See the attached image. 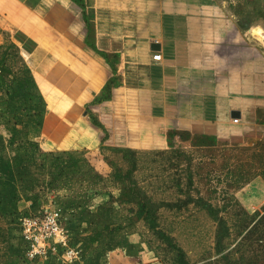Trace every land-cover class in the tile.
Instances as JSON below:
<instances>
[{
	"label": "rangeland",
	"instance_id": "obj_1",
	"mask_svg": "<svg viewBox=\"0 0 264 264\" xmlns=\"http://www.w3.org/2000/svg\"><path fill=\"white\" fill-rule=\"evenodd\" d=\"M218 1L264 49V0ZM11 55L0 51V264H26L18 220L43 206L59 209L73 264H264V116L243 141L58 152L40 139L42 96Z\"/></svg>",
	"mask_w": 264,
	"mask_h": 264
},
{
	"label": "crops",
	"instance_id": "obj_2",
	"mask_svg": "<svg viewBox=\"0 0 264 264\" xmlns=\"http://www.w3.org/2000/svg\"><path fill=\"white\" fill-rule=\"evenodd\" d=\"M3 49L32 75L58 152L243 141L264 116V49L218 0H0Z\"/></svg>",
	"mask_w": 264,
	"mask_h": 264
},
{
	"label": "built area",
	"instance_id": "obj_3",
	"mask_svg": "<svg viewBox=\"0 0 264 264\" xmlns=\"http://www.w3.org/2000/svg\"><path fill=\"white\" fill-rule=\"evenodd\" d=\"M2 67L0 65V76ZM26 264H73L80 251L72 247L64 230L59 209L41 207L18 220Z\"/></svg>",
	"mask_w": 264,
	"mask_h": 264
},
{
	"label": "water",
	"instance_id": "obj_4",
	"mask_svg": "<svg viewBox=\"0 0 264 264\" xmlns=\"http://www.w3.org/2000/svg\"><path fill=\"white\" fill-rule=\"evenodd\" d=\"M233 116L238 117L239 113H233Z\"/></svg>",
	"mask_w": 264,
	"mask_h": 264
}]
</instances>
